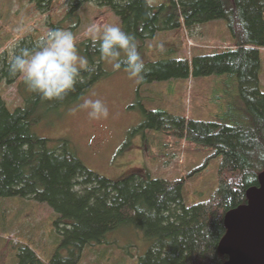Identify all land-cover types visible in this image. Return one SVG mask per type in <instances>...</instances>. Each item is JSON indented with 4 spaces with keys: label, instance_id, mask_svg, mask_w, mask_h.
I'll return each mask as SVG.
<instances>
[{
    "label": "trees",
    "instance_id": "trees-1",
    "mask_svg": "<svg viewBox=\"0 0 264 264\" xmlns=\"http://www.w3.org/2000/svg\"><path fill=\"white\" fill-rule=\"evenodd\" d=\"M29 1H35L41 11L57 0ZM88 2L111 9L118 24L135 36L140 52L143 42L158 31L226 22L232 39L229 47L196 53L190 60L145 63L147 81L235 77L242 103L239 118L229 111L215 116V121L155 111L148 113L142 124L198 148H210L209 158L220 157L217 187L208 200L185 206L181 178H152L147 171H138L111 181L88 170L66 142L53 149L46 139L33 134L31 116L38 108L54 109L79 99L105 74L102 58L87 38L79 45L90 71L82 74L83 83L64 99L46 101L26 87L23 104L11 110L0 95V197L34 199L56 214L59 244L48 264H79L84 250L107 244L109 234L125 227L131 228L135 237L141 234L144 241L141 246L138 242L130 245L135 264H223L226 256L219 252L218 244L226 232L224 215L246 202V190L257 186L258 175L264 170V92L259 80L264 0H230L229 5L224 0H172L169 9L151 6L148 0H66L64 17L52 24L53 28L69 20L74 21L69 29H75V12ZM33 44L21 39L15 47ZM8 63L5 54L0 56V82L10 84L19 75L8 74ZM23 85L21 78L19 86ZM14 247L17 264H44L29 245Z\"/></svg>",
    "mask_w": 264,
    "mask_h": 264
},
{
    "label": "rangeland",
    "instance_id": "rangeland-1",
    "mask_svg": "<svg viewBox=\"0 0 264 264\" xmlns=\"http://www.w3.org/2000/svg\"><path fill=\"white\" fill-rule=\"evenodd\" d=\"M229 5L230 0H224ZM151 6L169 9L172 0H148ZM67 8L66 0H57L46 9L38 10L35 1L0 0V56L11 59L12 51L21 39L34 43L52 24L59 22ZM43 10V11H42ZM77 27L73 31L79 42L89 38L92 25L118 24L119 20L106 7L92 2L82 4L75 12ZM21 22L27 31H14ZM74 21H64L61 29ZM232 39L224 20L197 25L190 30L180 28L158 31L151 40L143 42L145 63L167 59H191L196 53L227 48ZM260 90L264 92V48L260 49ZM147 68V66H146ZM105 74L95 80L81 97L101 98L109 108L105 120H92L85 111H75L80 99L48 108L44 105L31 116V131L48 141L50 148L66 142L79 161L91 172L111 181L130 172L147 171L152 178L183 179L182 202L190 206L210 198L217 187L220 157L209 158L211 149L197 147L171 133L143 127L148 113L164 111L185 119L215 121L226 111L241 116L242 103L234 76H200L184 79L149 80L146 73L137 83L121 69L114 72L102 59ZM21 76L13 83L0 82V95L9 109L23 104L27 88L19 86ZM209 158V159H208ZM205 164V165H204ZM190 174V175H189ZM52 209L34 199L0 197V264H17L19 257L14 245H29L44 264L54 254L59 238ZM108 243L96 249H86L79 264H135L131 243L141 246V234L129 227L109 234ZM144 245V244H143ZM144 250V249H143Z\"/></svg>",
    "mask_w": 264,
    "mask_h": 264
},
{
    "label": "clouds",
    "instance_id": "clouds-1",
    "mask_svg": "<svg viewBox=\"0 0 264 264\" xmlns=\"http://www.w3.org/2000/svg\"><path fill=\"white\" fill-rule=\"evenodd\" d=\"M29 30L25 22L14 29L17 33ZM90 46L102 59L111 64L114 72L121 69L130 80L139 83L146 71L134 35L119 24H92L87 28ZM7 71L21 76L26 87L46 101L62 100L83 83V73L90 71L87 56L82 55L73 31L51 28L31 46L14 47ZM73 112L85 111L92 120L109 117V108L101 98L79 97Z\"/></svg>",
    "mask_w": 264,
    "mask_h": 264
},
{
    "label": "water",
    "instance_id": "water-1",
    "mask_svg": "<svg viewBox=\"0 0 264 264\" xmlns=\"http://www.w3.org/2000/svg\"><path fill=\"white\" fill-rule=\"evenodd\" d=\"M245 197L244 204L224 215L226 232L218 244L226 256L223 264H264V170Z\"/></svg>",
    "mask_w": 264,
    "mask_h": 264
}]
</instances>
